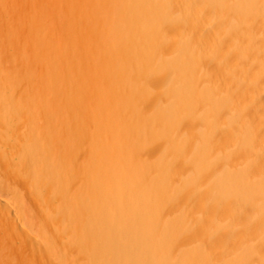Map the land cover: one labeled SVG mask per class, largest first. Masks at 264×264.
Listing matches in <instances>:
<instances>
[{
    "label": "bare ground",
    "instance_id": "1",
    "mask_svg": "<svg viewBox=\"0 0 264 264\" xmlns=\"http://www.w3.org/2000/svg\"><path fill=\"white\" fill-rule=\"evenodd\" d=\"M195 1L0 0V264H264V0Z\"/></svg>",
    "mask_w": 264,
    "mask_h": 264
},
{
    "label": "rangeland",
    "instance_id": "2",
    "mask_svg": "<svg viewBox=\"0 0 264 264\" xmlns=\"http://www.w3.org/2000/svg\"><path fill=\"white\" fill-rule=\"evenodd\" d=\"M196 1H197V0H196ZM196 1H195V2H196ZM198 1H200V2H199V3L196 2V3H197L198 5H200V4L202 3V0H198ZM200 6H201V5H200ZM49 7H52V6H48V9L50 10L49 12L52 13L53 10H52L51 8H49ZM192 13H194V14H192V17H193L194 15H195V17L198 15V14L196 13V11H193ZM196 14H197V15H196ZM195 17H194V18H195ZM234 23H235V22L232 23V22L229 20L228 23L224 25V27H225V28H223L224 31H225V30H226V31L228 30L227 32H229L230 30L236 31V29H238V30H241V29L245 30L244 28H246V27H244V26L241 25V24H237V27H236V26L234 27V25H235ZM251 24H252V25H251ZM253 24L255 25V23H249V24L247 25V31L249 30L248 32H249V34H250L251 36H252V35L254 36L255 34H257V33H256L257 31H256V30H253V29H256V28H255L256 26H254ZM238 25H240V26L238 27ZM249 25H250V26H249ZM227 26H228L229 28H226ZM251 27H252V29H251ZM232 28H233V29H232ZM239 28H240V29H239ZM252 30H253V31H252ZM233 31H232V32H233ZM250 31H251L252 33H251ZM230 32H231V31H230ZM257 43H258L257 41H255V43H253V46H252V52H253V53H252V54H255V53L257 54L258 61H257V64H256V65L259 67V70H260V69L264 70V69H263V68H264V66H263V65H264V61H263V60H264V56L261 54V49H262L264 46L260 48V47L257 46ZM254 46H255V47H254ZM253 47H254V48H253ZM259 48H260V49H259ZM257 50H258V51H257ZM259 50H260V51H259ZM204 52L207 53V54H209V51H208L207 49H204ZM240 53H241V54L243 53L242 55H246V54H245V51H244V52H240ZM258 55H259V56H258ZM260 55H261V56H260ZM262 59H263V60H262ZM260 60H261V61H260ZM262 61H263V64H262V65L260 64V66H261V67H260V66H259V62L262 63ZM218 71H219V70H216L215 72L213 71L215 74L217 73V75H215L216 78H218L219 76H221V75H219L220 73H218ZM220 71H221V74H223V72H225L224 70H220ZM220 71H219V72H220ZM230 88H231V87H230ZM228 91H229V90H227V92H228ZM201 128H203V127H200L199 130H203V129H201Z\"/></svg>",
    "mask_w": 264,
    "mask_h": 264
}]
</instances>
